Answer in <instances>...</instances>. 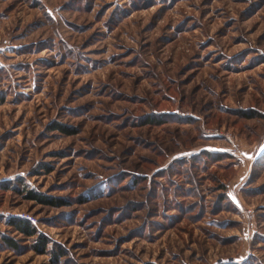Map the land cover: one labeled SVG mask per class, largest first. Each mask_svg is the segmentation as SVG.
<instances>
[{
    "label": "rangeland",
    "instance_id": "rangeland-1",
    "mask_svg": "<svg viewBox=\"0 0 264 264\" xmlns=\"http://www.w3.org/2000/svg\"><path fill=\"white\" fill-rule=\"evenodd\" d=\"M0 210V264H264V0H0Z\"/></svg>",
    "mask_w": 264,
    "mask_h": 264
},
{
    "label": "trees",
    "instance_id": "trees-1",
    "mask_svg": "<svg viewBox=\"0 0 264 264\" xmlns=\"http://www.w3.org/2000/svg\"><path fill=\"white\" fill-rule=\"evenodd\" d=\"M149 122L155 123V120L152 119V120H149ZM56 128L62 131H67L64 129L63 126H57ZM26 196L31 200H36L37 202L43 203V204H48V205H53V206H62L66 204L65 202H63L61 199L57 197L50 196L47 194H42L33 189L26 190ZM7 223L8 225H11L12 227H14L15 230L22 233L23 235L38 236L40 238L39 240H40L42 249L43 250L46 249L47 239L42 234H40L38 228H36L33 224H31V222H29L28 220H8ZM2 242L5 245H8V247L13 248L10 238L4 237ZM53 253L56 254V251H53Z\"/></svg>",
    "mask_w": 264,
    "mask_h": 264
},
{
    "label": "built area",
    "instance_id": "built-area-1",
    "mask_svg": "<svg viewBox=\"0 0 264 264\" xmlns=\"http://www.w3.org/2000/svg\"><path fill=\"white\" fill-rule=\"evenodd\" d=\"M1 214H2V215H5V212H3V211L0 210V215H1ZM25 217H26L27 219H30V220L34 221V220H33L34 218L31 217V216H29V215H27V216H25Z\"/></svg>",
    "mask_w": 264,
    "mask_h": 264
}]
</instances>
